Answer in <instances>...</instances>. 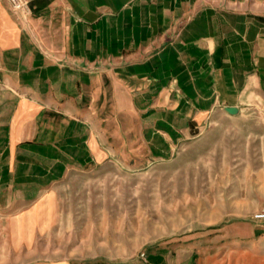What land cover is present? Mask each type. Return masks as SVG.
Instances as JSON below:
<instances>
[{
    "label": "crops",
    "instance_id": "crops-1",
    "mask_svg": "<svg viewBox=\"0 0 264 264\" xmlns=\"http://www.w3.org/2000/svg\"><path fill=\"white\" fill-rule=\"evenodd\" d=\"M29 2L20 20L0 0V191L13 204L47 202L73 169L172 159L221 112H262L264 0ZM232 225L202 246L162 242L147 261L235 264L225 251L243 242L262 252L259 226Z\"/></svg>",
    "mask_w": 264,
    "mask_h": 264
},
{
    "label": "rangeland",
    "instance_id": "rangeland-1",
    "mask_svg": "<svg viewBox=\"0 0 264 264\" xmlns=\"http://www.w3.org/2000/svg\"><path fill=\"white\" fill-rule=\"evenodd\" d=\"M215 118L172 159L73 169L33 207L0 191V264H149L162 242L202 246L234 222L264 231V114ZM243 243L225 251L235 264H264V236L260 254Z\"/></svg>",
    "mask_w": 264,
    "mask_h": 264
},
{
    "label": "built area",
    "instance_id": "built-area-1",
    "mask_svg": "<svg viewBox=\"0 0 264 264\" xmlns=\"http://www.w3.org/2000/svg\"><path fill=\"white\" fill-rule=\"evenodd\" d=\"M13 12L17 17L22 20L25 19L31 12L29 0H8ZM262 112L264 113V105L262 107ZM257 219L263 220L264 213H258L256 215Z\"/></svg>",
    "mask_w": 264,
    "mask_h": 264
},
{
    "label": "water",
    "instance_id": "water-1",
    "mask_svg": "<svg viewBox=\"0 0 264 264\" xmlns=\"http://www.w3.org/2000/svg\"><path fill=\"white\" fill-rule=\"evenodd\" d=\"M226 110L228 112H230L231 114H237V113H239L238 107H234V106L226 107Z\"/></svg>",
    "mask_w": 264,
    "mask_h": 264
}]
</instances>
